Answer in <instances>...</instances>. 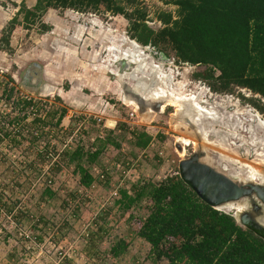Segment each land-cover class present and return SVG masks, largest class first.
Listing matches in <instances>:
<instances>
[{
    "label": "rangeland",
    "instance_id": "obj_1",
    "mask_svg": "<svg viewBox=\"0 0 264 264\" xmlns=\"http://www.w3.org/2000/svg\"><path fill=\"white\" fill-rule=\"evenodd\" d=\"M22 3L0 0V264H169L140 235L153 211L151 200L124 209L119 192L180 177L182 160L200 159L239 185L264 190V98L236 86L213 90V81L197 76L206 66L178 61L168 44L138 43L129 21L103 6L87 12L49 8L25 21ZM135 6L154 30L162 26L160 12L176 15V6L161 0H136ZM130 40L143 53V70L137 71L136 61L115 57ZM152 63L171 84L151 78ZM35 64L43 85L32 90L23 80L37 74ZM147 76L150 83H143ZM184 95L195 97L199 114L176 101ZM20 97L32 99L37 110L27 108V118L12 123L22 116ZM61 110L66 114L57 124ZM133 131L152 136L146 148L134 146ZM104 137L119 147L104 146L88 166L94 181L84 187L68 153L76 147L94 151ZM218 210L240 225L237 205ZM120 240L127 246L115 257L111 248ZM167 240L161 241L164 250Z\"/></svg>",
    "mask_w": 264,
    "mask_h": 264
},
{
    "label": "trees",
    "instance_id": "obj_2",
    "mask_svg": "<svg viewBox=\"0 0 264 264\" xmlns=\"http://www.w3.org/2000/svg\"><path fill=\"white\" fill-rule=\"evenodd\" d=\"M161 1L174 4L176 15L160 12L158 20L162 26L158 30L146 24V14L136 8V0H37L33 8L23 5L19 12L27 21L29 17L39 18L49 8L87 12L103 6L129 21L132 38L138 43L168 44L178 61L206 66L197 76L213 81V90L228 91L236 86L264 98V0ZM128 7L132 10L128 11ZM3 40L8 44L6 38ZM13 90L14 86L8 89V97ZM17 104L21 105L22 116L12 123L25 120L27 108L37 110L32 99L20 97ZM65 114L61 110L57 124ZM33 122L42 120L34 118ZM132 137L134 146L140 149L152 140L147 132L133 131ZM107 143L119 147L117 142L104 137L102 146L94 151L76 147L68 153V163L73 165L82 186L92 185L94 177L88 166ZM45 193L49 197L54 194L49 187ZM119 193L124 209L143 198L151 200L153 211L143 223L140 235L147 239L153 254L167 257L169 264H264V240L239 225L232 215L203 202L179 176L132 185L130 190L121 189ZM165 238L168 240L164 250L160 245ZM126 246L120 240L111 248L112 255L119 256Z\"/></svg>",
    "mask_w": 264,
    "mask_h": 264
},
{
    "label": "water",
    "instance_id": "obj_3",
    "mask_svg": "<svg viewBox=\"0 0 264 264\" xmlns=\"http://www.w3.org/2000/svg\"><path fill=\"white\" fill-rule=\"evenodd\" d=\"M35 66L38 67L37 74L33 71V74L26 75L23 80L25 87L32 90L43 85L41 80V66L39 64H35ZM33 76L35 81H33ZM179 175L181 180L203 202L216 210L218 209L215 208V205L242 196L246 188L258 191L253 184L246 182V184L239 185L224 173L207 163L201 162L197 158L180 161ZM262 197L264 198V194ZM237 221L241 226L251 230L255 235L264 240V228L254 222L250 216L243 215Z\"/></svg>",
    "mask_w": 264,
    "mask_h": 264
},
{
    "label": "bare ground",
    "instance_id": "obj_4",
    "mask_svg": "<svg viewBox=\"0 0 264 264\" xmlns=\"http://www.w3.org/2000/svg\"><path fill=\"white\" fill-rule=\"evenodd\" d=\"M121 37V36H120ZM125 37V36H124ZM126 40V39H125ZM123 38L122 39H120V42H124L125 41ZM130 46L127 48V49H125V50H123V49H121L120 50V55L121 56H115V57H126L125 59H130V62H132V61H136V63H139L138 64V66H137V71L138 70H143L144 68H146V65H141V62H142V57L141 56H143L142 54V52L139 50V45L137 44V42H135V41H133V40H130ZM128 46V45H127ZM119 52V51H118ZM118 54V53H117ZM144 59V58H143ZM145 60V59H144ZM129 63V62H128ZM135 63V64H136ZM120 64V63H119ZM129 65V64H128ZM131 65V64H130ZM134 65V64H133ZM127 66V65H126ZM129 68V67H128ZM151 78H154V79H156V81L158 82V83H170L171 81H170V78L168 77V76H166L164 73H163V71H162V69H161V67L159 66V65H154V63H152V65H151ZM134 71V70H133ZM143 72V71H142ZM133 76V75H132ZM171 77V76H170ZM136 78H138V77H136ZM135 80V79H134ZM137 80V79H136ZM150 78L147 76V77H145L143 80H142V82L143 83H146V82H148V83H150ZM171 84V83H170ZM168 85V84H167ZM177 89V88H176ZM175 89V90H176ZM179 89V88H178ZM178 92V91H177ZM143 95V94H142ZM156 95V94H155ZM174 95V94H173ZM188 95V94H187ZM187 95H184V96H180V97H178L177 96V98H176V101L178 102V103H180L181 105H185V103H187L188 104V107L190 108L189 109V111L190 112H193V113H195V114H199V112H201V110H200V108L197 106V102H196V100H195V97L194 96H190V97H186ZM197 97V96H196ZM132 98V97H131ZM133 98H135V97H133ZM139 102V101H138ZM144 102V101H143ZM167 102V101H166ZM165 102V103H166ZM134 103V102H133ZM162 107H163V105H162ZM203 113H205V112H203ZM208 114V113H207ZM207 114H205V115H207ZM209 115H211L210 114V112H209ZM200 116H202L201 114H200ZM197 117V116H196ZM248 117V116H247ZM190 118V117H189ZM199 119H201V118H199ZM184 120V119H183ZM197 120V119H196ZM196 120H195V122H196ZM212 120V119H211ZM215 120V119H214ZM198 121V120H197ZM181 122V121H180ZM239 122H240V120H239ZM240 124V123H239ZM250 126V125H249ZM201 129V128H200ZM237 129V128H236ZM260 129V128H259ZM258 129V130H259ZM196 130V129H195ZM252 131V130H251ZM248 132V131H247ZM250 133V132H249ZM259 133V132H258ZM194 135V134H193ZM238 137V136H237ZM241 138V137H240ZM200 141V140H199ZM208 141V140H207ZM253 141V140H252ZM264 141V140H263ZM190 143V142H189ZM205 143H207V142H205ZM259 143V142H258ZM257 143V144H258ZM196 144V143H195ZM198 144V143H197ZM219 144V143H218ZM261 144V143H260ZM248 145V144H247ZM239 146V145H238ZM256 146V145H255ZM244 147V146H243ZM261 147V146H260ZM234 148V147H233ZM238 149V148H237ZM261 149V148H260ZM227 150H228V148H227ZM254 153V152H253ZM260 153V152H259ZM220 154V153H219ZM223 154H225V153H223ZM262 154V153H261ZM264 154V153H263ZM220 156V155H219ZM245 156V155H244ZM252 157V156H251ZM222 158V157H221ZM220 158V159H221ZM232 158H234V157H232ZM227 159V158H226ZM259 159V158H258ZM223 160V159H222ZM229 160H231V159H229ZM236 160V159H235ZM234 160V161H235ZM233 161V162H234ZM246 161H248V160H246ZM256 160H254L253 162H255ZM263 161V160H262ZM235 164H236V162H234ZM252 163V162H251ZM239 165V164H238ZM249 166V165H248ZM244 167V166H243ZM214 168V167H213ZM249 169V168H248ZM251 170V169H250ZM259 170V169H258ZM251 172V171H250ZM254 172V171H253ZM236 175V174H235ZM263 175H264V173H263ZM243 176V175H242ZM259 178V177H258ZM233 180H234V178H233ZM249 180V179H248ZM239 181V180H238ZM247 181V180H246ZM241 182V181H240ZM262 182V181H261ZM260 182V183H261ZM244 183V182H243ZM249 183V182H248ZM264 183V182H263ZM261 190V189H260ZM260 192H262L263 194H264V190H261V191H256V190H249V191H247L246 189H245V191H244V193L242 194V196H240V197H237V198H234V199H231V200H227V201H224V202H221V203H219V204H217V205H215V208L216 207H220V208H225V207H229V206H232V205H237L238 207H239V212H238V217H239V220L241 219V217L243 216V215H245V214H243V212H241L242 210L241 209H244V207H245V209H246V213H249V212H251L253 215H254V218H251V216H250V218L254 221V222H256L259 226H262L263 228H264V198L262 197V193H260ZM217 208V209H218ZM231 208V207H230ZM236 209V208H235ZM247 211H249V212H247ZM250 214V213H249ZM249 214L247 215V216H249Z\"/></svg>",
    "mask_w": 264,
    "mask_h": 264
},
{
    "label": "crops",
    "instance_id": "obj_5",
    "mask_svg": "<svg viewBox=\"0 0 264 264\" xmlns=\"http://www.w3.org/2000/svg\"><path fill=\"white\" fill-rule=\"evenodd\" d=\"M30 1V0H29ZM24 3H22L26 8H33L35 6V3L34 4H30L27 0H23ZM2 11L0 10V18L2 16ZM2 24V21H0V25ZM1 27V26H0Z\"/></svg>",
    "mask_w": 264,
    "mask_h": 264
},
{
    "label": "built area",
    "instance_id": "obj_6",
    "mask_svg": "<svg viewBox=\"0 0 264 264\" xmlns=\"http://www.w3.org/2000/svg\"><path fill=\"white\" fill-rule=\"evenodd\" d=\"M15 11H17V10H15ZM100 176L103 177V174H101Z\"/></svg>",
    "mask_w": 264,
    "mask_h": 264
}]
</instances>
